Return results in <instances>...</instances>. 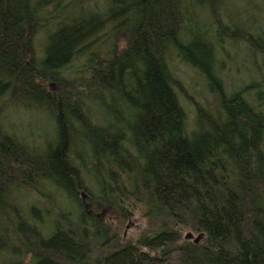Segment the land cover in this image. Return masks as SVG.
I'll return each mask as SVG.
<instances>
[{
	"label": "trees",
	"instance_id": "trees-1",
	"mask_svg": "<svg viewBox=\"0 0 264 264\" xmlns=\"http://www.w3.org/2000/svg\"><path fill=\"white\" fill-rule=\"evenodd\" d=\"M0 264H264V0H0Z\"/></svg>",
	"mask_w": 264,
	"mask_h": 264
},
{
	"label": "rangeland",
	"instance_id": "rangeland-1",
	"mask_svg": "<svg viewBox=\"0 0 264 264\" xmlns=\"http://www.w3.org/2000/svg\"><path fill=\"white\" fill-rule=\"evenodd\" d=\"M182 68V74L185 72V75H184V79H186L187 75L192 77L191 73H188V71L186 69H184V67L180 66ZM187 79L189 80V78L187 77ZM234 83L236 84V82L234 81V79H232L230 81V84L233 86ZM189 91L191 92V94H193L195 97L198 95L199 91H200V85L198 86L197 84H194L192 83L191 86H189ZM11 114V112H10ZM9 114V115H10ZM34 115V114H33ZM33 115L27 113L26 116H25V119H27L28 121L30 122H34V120H37L35 119V117H33ZM30 116V117H29ZM34 116H37V115H34ZM11 118L15 121H17V116H15V114H13L11 116ZM20 120H23V118L19 117ZM131 225V227H133L134 225H136V221L133 219L131 222L128 221L125 225V228H124V231H123V235H125L126 231L128 230L129 226Z\"/></svg>",
	"mask_w": 264,
	"mask_h": 264
},
{
	"label": "water",
	"instance_id": "water-1",
	"mask_svg": "<svg viewBox=\"0 0 264 264\" xmlns=\"http://www.w3.org/2000/svg\"><path fill=\"white\" fill-rule=\"evenodd\" d=\"M187 237H190V233H186V234H185V238H187ZM197 238H198V237H197ZM197 238H196V239H197ZM196 239H195V240H196Z\"/></svg>",
	"mask_w": 264,
	"mask_h": 264
}]
</instances>
